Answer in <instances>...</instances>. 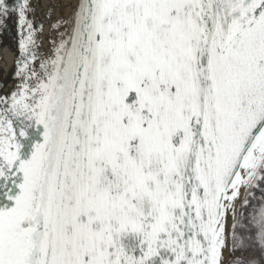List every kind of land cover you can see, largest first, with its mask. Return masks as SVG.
<instances>
[{"label":"snow or ice","instance_id":"1","mask_svg":"<svg viewBox=\"0 0 264 264\" xmlns=\"http://www.w3.org/2000/svg\"><path fill=\"white\" fill-rule=\"evenodd\" d=\"M32 11L0 0V264H264V0H79L48 57Z\"/></svg>","mask_w":264,"mask_h":264},{"label":"rangeland","instance_id":"2","mask_svg":"<svg viewBox=\"0 0 264 264\" xmlns=\"http://www.w3.org/2000/svg\"><path fill=\"white\" fill-rule=\"evenodd\" d=\"M46 0H30L34 11L30 13L29 19L34 26L44 24V11ZM21 0H7L8 5L18 6ZM0 17V88L10 85L22 84V78L18 75V60L23 61V54L20 51L21 29L17 23L15 14L9 16L6 22ZM4 22V23H3ZM3 25H2V24ZM41 31L36 33L38 39ZM38 52V47L36 49ZM5 92L9 94L6 89ZM230 259V258H229ZM229 261V260H228Z\"/></svg>","mask_w":264,"mask_h":264},{"label":"bare ground","instance_id":"3","mask_svg":"<svg viewBox=\"0 0 264 264\" xmlns=\"http://www.w3.org/2000/svg\"><path fill=\"white\" fill-rule=\"evenodd\" d=\"M39 1V0H36ZM67 0H46L45 2V7L43 8L44 11V24L42 26V31L40 33L39 38H36L37 41V45H38V50L39 52H43L44 50H46L45 46V39L46 41H48L49 35L48 33L50 32V30L52 29V19L53 17H59V14L61 15V13L63 12L64 7L66 8L65 4H66ZM6 4H7V0H6ZM62 11V12H61ZM7 19H4L3 21L6 22ZM3 22V23H4ZM2 24V23H1ZM3 25V24H2ZM36 66L39 67V61L36 62ZM17 86V85H16ZM15 85H6L0 88V96H7V93L5 92V90L7 89L9 91V93H12L15 89H16ZM244 196V191L242 190L241 192V199ZM238 209V206H237ZM230 224L231 222H229V231H230ZM229 245H230V239H229ZM231 257L230 254V247H229V251L225 252V261L228 262L229 258Z\"/></svg>","mask_w":264,"mask_h":264},{"label":"trees","instance_id":"4","mask_svg":"<svg viewBox=\"0 0 264 264\" xmlns=\"http://www.w3.org/2000/svg\"><path fill=\"white\" fill-rule=\"evenodd\" d=\"M251 193L252 194L249 196V205L246 206L244 209H241L238 205V209H237L238 212L242 213L243 217H246L248 219H250L251 214L256 211V209L260 206L262 201H264V191H262L260 188L252 189ZM243 199H244V196L241 200ZM241 232L245 237L252 236V233L243 231L242 229H241ZM246 244H247L248 250L243 253L244 257L245 258L256 257L258 259L259 250L255 244V239L254 238L247 239ZM230 246H231V239H230ZM230 254H231V247H230ZM234 259H236V257L231 254L229 261H232Z\"/></svg>","mask_w":264,"mask_h":264},{"label":"water","instance_id":"5","mask_svg":"<svg viewBox=\"0 0 264 264\" xmlns=\"http://www.w3.org/2000/svg\"><path fill=\"white\" fill-rule=\"evenodd\" d=\"M78 3H79V0H67L66 4H65L66 8L64 7L63 12L61 11L62 12L61 15L59 14V17H56V18L53 17V19H52L53 25H52V29L48 33V35H49L48 41H46V39H45L46 50H44L42 53L39 52V50H38V54H40L43 57H48L51 54L52 40L58 39L59 33L63 32L65 30V28L67 27V25H65L63 23H61L57 27H54V25H56L58 21L69 20L72 17L73 10ZM22 83H23V81H22ZM18 85H20V84H18ZM17 86H16V89L14 91L17 90ZM9 94H11V93H9ZM9 94H7V95H9Z\"/></svg>","mask_w":264,"mask_h":264}]
</instances>
